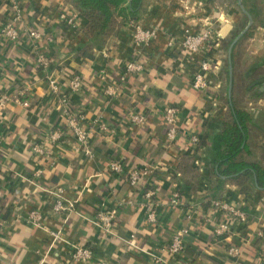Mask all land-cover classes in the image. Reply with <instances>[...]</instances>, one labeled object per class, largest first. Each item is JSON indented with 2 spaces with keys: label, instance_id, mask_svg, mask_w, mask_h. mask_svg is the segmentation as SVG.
<instances>
[{
  "label": "crops",
  "instance_id": "0c3cea01",
  "mask_svg": "<svg viewBox=\"0 0 264 264\" xmlns=\"http://www.w3.org/2000/svg\"><path fill=\"white\" fill-rule=\"evenodd\" d=\"M15 1L20 16L17 29L41 35L39 49L51 60L50 72L61 91L66 90V79L71 74L83 79L84 89L75 98L74 110L82 111L89 122H103L107 131L102 134L94 127L91 158L76 152L70 132L49 96L32 41L26 34H21L17 43L0 38V95L14 97L19 89H26L19 98L29 104L27 108L7 104L0 109V264H80L71 257L77 246L92 251L88 264H152L155 258L162 260L160 264H187L193 260L200 264H262L264 241L256 238L255 232L264 231V189H253L244 196L234 184L217 186L206 155L228 109L221 50H225L231 33L242 32L244 15L250 17L238 0L236 4L232 0L151 2L143 19L120 28L108 44L93 49L88 57L79 53L87 44L85 19L72 8L71 0ZM9 2L0 0V28L13 16ZM62 14L73 16L76 27L61 21ZM136 26L152 29L155 38L143 48V72L121 81L124 62L135 51L132 34ZM204 27L214 31L218 48L210 47L191 59L168 46L170 40H181L186 31ZM227 57L228 49L229 76ZM243 57L245 69L264 59V28L252 30ZM202 60L219 66L210 68L207 91L201 93L191 88V81ZM168 107L179 111L178 134L172 144L166 142L167 125L162 118ZM235 108L252 116L249 149L242 158L263 165L256 145L264 141V110L256 106ZM129 113L145 114L147 122L132 124L127 120ZM53 134V151L58 159L51 164L48 159L35 157L31 149L36 143L49 141ZM191 135L198 137L196 146L189 140ZM111 161L120 162L124 172H111ZM188 165L193 177L187 174ZM144 168L152 169L151 173L141 178L137 187H131L129 173ZM59 188L73 207L55 215L52 204ZM150 188L157 191L154 224L144 220L143 194ZM177 188L181 205L172 206L170 196ZM212 194L219 198L204 206L205 197ZM213 201L242 210L247 225L230 222L231 233L215 238L207 220L216 225L229 219L212 207ZM101 206L118 210L109 233L96 225ZM33 210L42 215L39 227L27 222ZM181 224L191 234L174 263L164 248ZM229 246L239 249L237 258L227 254Z\"/></svg>",
  "mask_w": 264,
  "mask_h": 264
},
{
  "label": "built area",
  "instance_id": "2783aa9c",
  "mask_svg": "<svg viewBox=\"0 0 264 264\" xmlns=\"http://www.w3.org/2000/svg\"><path fill=\"white\" fill-rule=\"evenodd\" d=\"M9 5L13 11V16L8 19L5 24L0 28V38L3 41L9 43H17L20 39L21 34H26L29 40L32 41V48L36 54V62L41 71L44 73L49 96L53 101V105L58 111L60 118L63 120L65 127L70 132L73 149L76 152L83 154L84 156L91 158L92 151L90 148V138L94 131L104 134L107 131V127L103 122H89L85 114L80 110H74L71 107L72 100L82 93L84 89L83 79L76 74H71L70 77L66 79V90L61 91L57 84L56 77L50 72L51 60L46 57L42 51L39 49V41L41 40V35L34 30H19L16 27V23L19 21V6L15 0H10ZM60 20L66 25L71 27H76L75 18L71 15L62 14ZM155 38V31L152 29H143L140 26H136L132 34V46L134 48L133 56L124 62V72L121 77V81L130 75H138L143 72L144 64L142 61L143 48L147 43ZM168 46L172 48H177L186 56L193 59L202 52L208 50L210 47H219V41L213 30L207 27L202 28L198 31H186L183 38L180 40H170ZM219 63L211 64L207 60H202L196 72L192 75L191 88L196 92L207 91L208 84L206 79V74L209 72L210 68L216 69ZM1 76V72H0ZM26 90V89H25ZM19 89V93L11 97L7 94L0 95V109L4 108L7 104H18L25 108L29 106L26 101H21L19 96L25 95L24 91ZM27 92V90H26ZM179 111L176 107H168L162 112V118L167 125V131L165 134V139L168 144H172L176 141L178 134V119ZM127 120L135 125H143L147 122V116L145 114H133L129 113L127 115ZM95 127V129H94ZM56 139V135L53 134L49 136V141H42L36 143L32 146V154L38 158H45L50 160L51 164H54L58 157L55 155L53 149V143ZM193 145H197L198 137L191 135L189 138ZM3 138L0 134V146L2 145ZM109 169L115 174H121L124 172L122 164L118 161H111L109 163ZM152 169H142L133 170L128 175V183L131 187H137L141 178L145 175L151 173ZM41 171L36 172L38 175ZM156 189L150 188L146 190L143 194L144 197V212H145V222L148 224H154L157 222L156 217V207L158 205L156 199ZM181 195L177 189H175L170 196V205L179 206L181 205ZM73 207L71 202H68L63 197V190L61 188L57 189L55 194V201L52 204V212L57 215L65 212ZM212 207L216 210L224 212L228 216V221L224 223H219L214 225L213 222L207 220V222L212 225V232L215 238L222 239L225 235L231 233V223H237L239 226H246L248 223L247 215L237 207L229 205L222 201H213ZM118 216V210L115 207L101 206L96 213V225L102 231L109 233L113 227V224ZM190 219V216L187 217ZM27 222L34 227H39L42 222V215L38 210H33L30 212L27 218ZM191 234L190 229L185 225L181 224L179 228L174 230L171 234L168 244L165 246L164 251L172 259L174 263L178 262L183 250L185 248V241L187 237ZM256 238L264 241V231L257 230L255 232ZM227 254L231 257L237 258L240 255V251L235 246H229L227 248ZM72 260L75 263L88 264L92 259V251L89 248L77 246L71 254ZM162 260L155 258L152 264H160ZM261 263L264 264V254L261 256Z\"/></svg>",
  "mask_w": 264,
  "mask_h": 264
},
{
  "label": "trees",
  "instance_id": "16d2710c",
  "mask_svg": "<svg viewBox=\"0 0 264 264\" xmlns=\"http://www.w3.org/2000/svg\"><path fill=\"white\" fill-rule=\"evenodd\" d=\"M171 0H71L72 8L85 19L84 35L87 44L79 51L80 55L88 57L93 49L105 46L117 34L120 28L130 23H137L147 14L151 2L166 4ZM236 4L237 0H232ZM243 10L253 20L248 30L241 36L239 41L231 49V62L233 65L232 86L235 84V63L234 57L240 59L245 51L248 39L252 30L256 27L264 28V0H241ZM246 23L247 16L244 15ZM239 31V30H238ZM233 32L225 41L224 67L221 73L225 88L228 84V72L226 68L227 49L239 32ZM247 66V65H246ZM245 66V67H246ZM244 67V77L250 79L245 90L252 92L255 100L264 99V59L255 61ZM41 69V68H40ZM226 96V92L224 93ZM232 94V91H231ZM228 106L227 114L220 130L213 136L210 147L207 150L208 163L213 171L217 186L221 187L226 183L234 184L241 194L246 196L253 189H264V141L256 145V152L261 158L263 165L248 163L242 157L248 153V125L252 122L249 112L235 108L231 99V105L224 99ZM73 108L75 100H72ZM74 109V108H73ZM189 166V165H188ZM189 166V174H190ZM218 187V188H219ZM219 198V195L205 197V205L209 206L212 200ZM187 264H200L193 260Z\"/></svg>",
  "mask_w": 264,
  "mask_h": 264
},
{
  "label": "rangeland",
  "instance_id": "374dc122",
  "mask_svg": "<svg viewBox=\"0 0 264 264\" xmlns=\"http://www.w3.org/2000/svg\"><path fill=\"white\" fill-rule=\"evenodd\" d=\"M224 52V48L221 50ZM220 60L222 61L224 65V59L225 56L223 53H221ZM246 61L244 60V57L242 56L240 59H236V68H235V84L232 86V94H231V99L232 102L234 103V106H256V108H260L259 111L264 110V99L262 100H255L252 97V92H247L245 90V87L247 85V82L250 81V79H246L244 77V67H245ZM247 65V64H246ZM233 79V78H232ZM260 106V107H257ZM262 106V107H261ZM250 109V107L248 108ZM253 114H255L256 110H251ZM264 118V116H263Z\"/></svg>",
  "mask_w": 264,
  "mask_h": 264
},
{
  "label": "water",
  "instance_id": "95a60500",
  "mask_svg": "<svg viewBox=\"0 0 264 264\" xmlns=\"http://www.w3.org/2000/svg\"><path fill=\"white\" fill-rule=\"evenodd\" d=\"M239 6H241V0H238ZM252 25V19L248 18V24L246 28L233 40V42L230 44L228 48V69H229V79H228V100L231 105V91H232V67H231V49L234 46V44L241 38V36L248 30V28Z\"/></svg>",
  "mask_w": 264,
  "mask_h": 264
}]
</instances>
